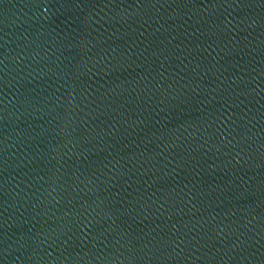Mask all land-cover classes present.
Returning a JSON list of instances; mask_svg holds the SVG:
<instances>
[{"label":"water","instance_id":"obj_1","mask_svg":"<svg viewBox=\"0 0 264 264\" xmlns=\"http://www.w3.org/2000/svg\"><path fill=\"white\" fill-rule=\"evenodd\" d=\"M0 264H264V117L77 0H0Z\"/></svg>","mask_w":264,"mask_h":264}]
</instances>
